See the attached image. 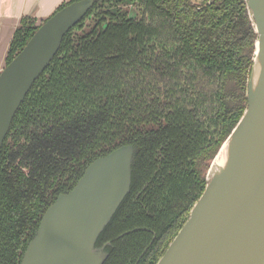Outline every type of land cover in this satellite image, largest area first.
Instances as JSON below:
<instances>
[{
  "label": "trees",
  "instance_id": "trees-1",
  "mask_svg": "<svg viewBox=\"0 0 264 264\" xmlns=\"http://www.w3.org/2000/svg\"><path fill=\"white\" fill-rule=\"evenodd\" d=\"M106 1V27L65 34L3 141L0 264L19 263L55 187L123 143L137 147L130 187L95 244L102 264H155L244 112L257 38L245 0ZM38 25L22 17L6 63Z\"/></svg>",
  "mask_w": 264,
  "mask_h": 264
},
{
  "label": "water",
  "instance_id": "water-1",
  "mask_svg": "<svg viewBox=\"0 0 264 264\" xmlns=\"http://www.w3.org/2000/svg\"><path fill=\"white\" fill-rule=\"evenodd\" d=\"M245 1L257 32L246 107L212 158L204 190L155 264H264V0ZM91 3L64 5L5 59L0 151L27 91ZM225 142V165L211 170ZM136 152L123 144L92 160L73 188L43 212L20 264H102L107 251L95 243L129 190Z\"/></svg>",
  "mask_w": 264,
  "mask_h": 264
},
{
  "label": "crops",
  "instance_id": "crops-1",
  "mask_svg": "<svg viewBox=\"0 0 264 264\" xmlns=\"http://www.w3.org/2000/svg\"><path fill=\"white\" fill-rule=\"evenodd\" d=\"M63 1L66 0H0V70L5 64L14 30L22 17L31 16L39 24Z\"/></svg>",
  "mask_w": 264,
  "mask_h": 264
},
{
  "label": "flooded vegetation",
  "instance_id": "flooded-vegetation-1",
  "mask_svg": "<svg viewBox=\"0 0 264 264\" xmlns=\"http://www.w3.org/2000/svg\"><path fill=\"white\" fill-rule=\"evenodd\" d=\"M72 1H75V0H66V1H63V2H61L57 7H56V9L49 15V16H51L53 13H55L58 9H60V8H62L64 5H66V4H68V3H70V2H72ZM64 3V4H63ZM108 3L106 0L104 1V0H92V3L90 4V6L88 7V9H87V11L84 13V15L75 23V24H73L67 31H66V33L67 32H69L70 30H72L71 31V35H72V38L74 39V37L76 36L77 37V35H76V33H83V32H90V31H92V30H96L97 32L100 30V29H103V28H105L106 27V25H107V22L110 20L109 18H108V14L107 13H105L103 10H104V6L106 5V4ZM61 4H63L61 7H59ZM107 6V5H106ZM59 7V8H58ZM101 8H103L102 10H101ZM126 10H127V16H131V17H134L136 20H138V19H140L142 16H143V14H142V11H141V9L139 8V6H138V4H136V3H133V2H129L128 4H126V6L124 7ZM131 9L135 12V14L134 15H131V13H130V11H131ZM130 14V15H129ZM48 16V17H49ZM47 17V18H48ZM45 20V19H44ZM43 20V21H44ZM42 21V22H43ZM41 22V23H42ZM41 23H39V25L41 24ZM38 25V26H39ZM77 25H79V26H77ZM65 33V34H66ZM75 33V34H74ZM65 34L63 35V37L65 36ZM85 34V33H84ZM93 36V35H92ZM31 37V36H30ZM62 40H63V38H62ZM62 40H61V43H62ZM75 41H77V38H75L74 39V41H73V43L75 42ZM61 43H60V45H61ZM60 47V46H59ZM59 47H58V49H59ZM58 52V50L56 51V53ZM56 53L54 54V56L56 55ZM53 56V57H54ZM53 57H52V59H53ZM51 59V60H52ZM51 60H50V62H51ZM50 62L48 63V65L50 64ZM47 65V66H48ZM47 66L43 69V71L38 75V77H40V75L45 71V69L47 68ZM37 77V78H38ZM36 78V79H37ZM35 79V80H36ZM34 80V81H35ZM34 83V82H33ZM32 83V84H33ZM32 86V85H31ZM31 88V87H30ZM29 88V89H30ZM29 91V90H28ZM27 91V92H28ZM27 94V93H26ZM26 96V95H25ZM17 111V110H16ZM15 115V114H14ZM12 122V121H11ZM11 125V124H10ZM10 128V127H9ZM8 132H9V130H8ZM7 132V133H8ZM7 135V134H6ZM6 137V136H5ZM123 144H131V143H123ZM123 144H120V145H123ZM131 145H133V144H131ZM119 146V145H118ZM133 146H135V145H133ZM117 147V146H116ZM115 148V147H114ZM113 148V149H114ZM112 150V149H111ZM109 152V151H108ZM107 153V152H106ZM106 153H104V154H106ZM104 154H100V155H104ZM157 154H159L158 156V158H159V160L161 159V157H162V152H161V150L159 149L158 150V152H157ZM100 155H98V156H100ZM98 156H96V157H98ZM95 157V158H96ZM95 158H93L92 160H94ZM91 160V161H92ZM91 161H89L87 164H86V166H85V168H84V170L86 169V167H87V165L91 162ZM84 170H83V172L81 173V175L77 178V180L74 182V184L70 187V188H62L61 187V189H62V191H58V187H55V189H54V191H56V195H55V197L53 198V200H52V202L56 199V197L59 195V194H61V193H64V192H68L69 190H71L72 188H73V186L76 184V182L78 181V179L82 176V174L84 173ZM58 191V192H57ZM51 202V203H52ZM50 203V204H51ZM49 204V205H50ZM48 205V206H49ZM47 206V207H48ZM46 210V209H45ZM43 214V213H42ZM41 217H42V215H41ZM40 220H41V218H40ZM39 223H40V221H39ZM38 226H39V224H38ZM38 228V227H37ZM37 230V229H36ZM36 232V231H35ZM35 234V233H34ZM34 236V235H33ZM32 236V237H33ZM32 237L29 239V241L32 239ZM29 241H28V243H29ZM28 243H27V245H28ZM27 245H26V247H25V249H24V252H25V250H26V248H27ZM105 245H106V243H104L103 245H101V247L102 246H104L105 247ZM24 252L22 253V256H21V258L19 259V263L18 264H20V261H21V259H22V257H23V254H24Z\"/></svg>",
  "mask_w": 264,
  "mask_h": 264
},
{
  "label": "bare ground",
  "instance_id": "bare-ground-1",
  "mask_svg": "<svg viewBox=\"0 0 264 264\" xmlns=\"http://www.w3.org/2000/svg\"><path fill=\"white\" fill-rule=\"evenodd\" d=\"M225 147H226V142L222 145V148L220 149L218 154L215 156L212 166H211V170L218 169L220 166L222 168V166L225 165V159H226V154H227V152L225 151Z\"/></svg>",
  "mask_w": 264,
  "mask_h": 264
},
{
  "label": "rangeland",
  "instance_id": "rangeland-1",
  "mask_svg": "<svg viewBox=\"0 0 264 264\" xmlns=\"http://www.w3.org/2000/svg\"><path fill=\"white\" fill-rule=\"evenodd\" d=\"M130 13H131V15H134L135 14V12L132 9H131Z\"/></svg>",
  "mask_w": 264,
  "mask_h": 264
}]
</instances>
